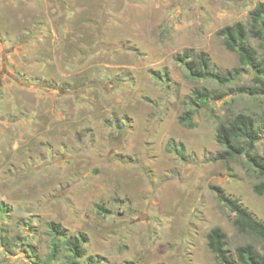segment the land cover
<instances>
[{"label":"rangeland","instance_id":"obj_1","mask_svg":"<svg viewBox=\"0 0 264 264\" xmlns=\"http://www.w3.org/2000/svg\"><path fill=\"white\" fill-rule=\"evenodd\" d=\"M258 2L0 0V264H71L47 263L52 224L86 237L77 264H222L207 247L215 227L232 264L237 246L261 251L214 190L264 224L260 178L246 156L217 159L215 136L238 113L264 129V95L238 92L249 70L221 87L175 60L190 51L217 72L238 68L217 32ZM251 45L264 62V44ZM201 88L221 98L185 128ZM255 154L264 162L263 130Z\"/></svg>","mask_w":264,"mask_h":264},{"label":"trees","instance_id":"obj_2","mask_svg":"<svg viewBox=\"0 0 264 264\" xmlns=\"http://www.w3.org/2000/svg\"><path fill=\"white\" fill-rule=\"evenodd\" d=\"M217 36L221 38L228 52L238 56L239 67L220 73L210 67L209 60L204 55L192 59V53L188 51L175 58L185 67L187 77L193 81H212L224 87L235 82L246 70H249L254 74L252 85L240 87L238 92L253 97L264 95V62L251 45L252 41L264 44V2H258L249 11L246 23L238 22L225 26L217 32ZM220 98V94L206 88L194 90L190 100L192 109L178 117L179 124L188 129L194 128L195 111L209 105L210 100ZM261 130L264 131L256 127L250 115L238 113L225 123L219 124L215 136L217 144L222 148V151L216 155L217 159L229 161L247 157L248 164L260 178V181L253 186V192L258 196H264V162L255 154ZM179 151L182 152V147ZM214 190L217 192L218 201L231 214L232 226L237 234L255 238L261 244V251L252 244L237 246L235 255L238 264H264V224L255 219L238 200L225 196L219 188ZM50 229L55 240L47 263L62 257L70 260L71 264H77L85 255L83 244L86 242V237L84 235L68 237L66 230L59 225L52 224ZM206 239L208 249L220 263L232 264L226 249L227 235L220 228L211 229Z\"/></svg>","mask_w":264,"mask_h":264}]
</instances>
